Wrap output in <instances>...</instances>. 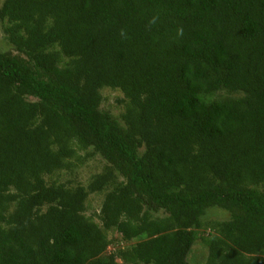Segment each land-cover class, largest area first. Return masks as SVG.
Instances as JSON below:
<instances>
[{
  "label": "trees",
  "instance_id": "trees-1",
  "mask_svg": "<svg viewBox=\"0 0 264 264\" xmlns=\"http://www.w3.org/2000/svg\"><path fill=\"white\" fill-rule=\"evenodd\" d=\"M0 24V264H264V0H1Z\"/></svg>",
  "mask_w": 264,
  "mask_h": 264
},
{
  "label": "rangeland",
  "instance_id": "rangeland-1",
  "mask_svg": "<svg viewBox=\"0 0 264 264\" xmlns=\"http://www.w3.org/2000/svg\"><path fill=\"white\" fill-rule=\"evenodd\" d=\"M1 2V0H0ZM9 47L7 44H5L3 39V34L1 31V24H0V49L6 50ZM117 95V92L115 91H109L107 89L103 90V96L105 97L104 102L102 103V106L104 108L109 109L111 112H116V108L113 109V98ZM80 164H76V167L69 172V177L71 182L78 183L81 185H85L86 181L94 172H98L99 165L101 163L100 158L97 155H93L89 158H83L81 161H79ZM101 196L100 195H89L85 202V215H91L92 213H96L99 208ZM229 217V213L227 211H222L218 207H210L207 208L204 212L203 216L201 217V222L204 223H211L213 221H222ZM202 232V230H199ZM108 237L110 239V244L106 248V251H113L116 248H124L128 245L132 244L134 241L130 242H124L120 239L119 235L115 232H109ZM204 251V247L199 241H196L193 246L191 247V250L187 256V259L191 263L198 264L199 261L202 259V254Z\"/></svg>",
  "mask_w": 264,
  "mask_h": 264
},
{
  "label": "clouds",
  "instance_id": "clouds-1",
  "mask_svg": "<svg viewBox=\"0 0 264 264\" xmlns=\"http://www.w3.org/2000/svg\"><path fill=\"white\" fill-rule=\"evenodd\" d=\"M156 22V18L154 17L151 21H150V24H154ZM121 35L123 36L124 35V32L122 31L121 32ZM184 35V29L182 26L178 27L177 29V36H180L182 37Z\"/></svg>",
  "mask_w": 264,
  "mask_h": 264
}]
</instances>
